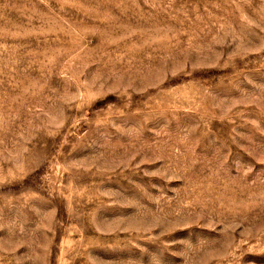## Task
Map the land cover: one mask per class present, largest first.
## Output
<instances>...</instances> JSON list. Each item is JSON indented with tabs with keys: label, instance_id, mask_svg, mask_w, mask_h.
<instances>
[{
	"label": "rangeland",
	"instance_id": "374dc122",
	"mask_svg": "<svg viewBox=\"0 0 264 264\" xmlns=\"http://www.w3.org/2000/svg\"><path fill=\"white\" fill-rule=\"evenodd\" d=\"M0 264H264V0H0Z\"/></svg>",
	"mask_w": 264,
	"mask_h": 264
}]
</instances>
